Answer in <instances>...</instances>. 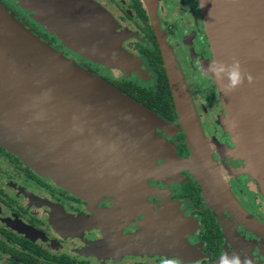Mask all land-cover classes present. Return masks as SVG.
I'll use <instances>...</instances> for the list:
<instances>
[{"label": "flooded vegetation", "instance_id": "flooded-vegetation-1", "mask_svg": "<svg viewBox=\"0 0 264 264\" xmlns=\"http://www.w3.org/2000/svg\"><path fill=\"white\" fill-rule=\"evenodd\" d=\"M122 29L117 55L87 57L33 19L19 0H0L25 26L66 58L102 77L170 123L156 132L177 158L191 150L180 126L153 18L172 49L211 154L224 167L237 202L264 223V196L241 171L244 160L220 117L222 100L206 67L212 59L198 0H93ZM55 16V15H54ZM111 53V52H110ZM115 54V53H111ZM123 60V61H122ZM159 165L168 162L162 154ZM170 163V162H169ZM147 178L143 191L79 193L37 172L0 143V264H264V237L248 229L228 204L214 202L188 167ZM232 233L227 236L225 229ZM179 260V262L177 261Z\"/></svg>", "mask_w": 264, "mask_h": 264}, {"label": "water", "instance_id": "water-1", "mask_svg": "<svg viewBox=\"0 0 264 264\" xmlns=\"http://www.w3.org/2000/svg\"><path fill=\"white\" fill-rule=\"evenodd\" d=\"M198 1L211 63L240 62L243 82L227 92L224 74L217 76L209 64L207 69L226 111L221 121L234 143L232 153L244 160L241 171L255 179L264 196V0ZM20 2L26 9L40 8L47 16L55 15L60 31L67 29L64 23L73 27L76 35L68 34L63 41L87 57H112L122 48V29L93 0ZM153 26L178 120L191 150L189 158H177L156 132L169 122L66 58L2 4L1 145L40 174L79 193L143 191L148 177L171 174L170 163L188 167L214 202L228 204L248 229L264 237V223L232 195L155 18ZM161 154L168 165L157 163ZM224 229L227 236L232 233L230 227Z\"/></svg>", "mask_w": 264, "mask_h": 264}, {"label": "clouds", "instance_id": "clouds-1", "mask_svg": "<svg viewBox=\"0 0 264 264\" xmlns=\"http://www.w3.org/2000/svg\"><path fill=\"white\" fill-rule=\"evenodd\" d=\"M209 67L217 76L223 73L227 78L224 82L226 92L235 89L243 82L244 74L242 73L240 62L237 59H233L230 64H226L223 61H213L209 64ZM219 264H241V260L238 255H233L231 258L222 259L219 261ZM245 264H249V262L245 261Z\"/></svg>", "mask_w": 264, "mask_h": 264}, {"label": "rangeland", "instance_id": "rangeland-1", "mask_svg": "<svg viewBox=\"0 0 264 264\" xmlns=\"http://www.w3.org/2000/svg\"><path fill=\"white\" fill-rule=\"evenodd\" d=\"M20 1V0H19ZM20 5H22L21 4V2H20ZM23 6V5H22ZM24 8H25V6H23ZM26 9V8H25ZM36 11V14L35 15H33V19L34 20H36L38 23H40L43 27H45V28H47V30H49L50 32H52V31H54V29H56V31H55V34L61 39V40H63L64 38H67V36H68V34H71V35H76L75 34V32H73V27H71V26H69L67 23H64L65 24V26H66V30L65 31H60L58 28H57V26L55 25V22H54V20H59V18H57V17H55L53 14H51L52 15V17H50V15L49 16H47V15H45V12H43V10H41L40 8H38V9H32V8H29V9H27V11ZM65 45H67V46H69L70 47V44H68V42H65ZM121 46V45H120ZM210 63H211V60L209 61ZM209 63V64H210ZM207 67H208V65H207ZM207 67H206V72H208L209 73V71H208V69H207ZM210 74V73H209ZM213 80V79H212ZM214 82V81H213ZM216 86V85H215ZM216 88H217V86H216ZM218 89V88H217ZM188 90H189V88H188ZM189 93H190V91H189ZM215 93H217L218 94V96L219 97H221V95H220V92L219 91H217V92H212L211 93V95H203L202 93H200L199 91H197V90H195V89H193V94H194V96H195V98L196 99H199L200 100V98H204V99H207L208 101H210V102H213V103H216V101H215V95H216V97H217V94H215ZM221 99V98H220ZM174 101V100H173ZM175 105V104H174ZM175 107V106H174ZM220 119H221V117H220ZM223 125V124H222ZM181 126V125H180ZM184 131V130H183ZM159 135V134H158ZM210 143V142H209ZM169 146V145H168ZM230 153L231 154H233L232 153V149L230 150ZM233 155H236V154H233ZM236 157H238V155H236ZM222 170H224V167L222 168ZM177 261L179 262V260L177 259Z\"/></svg>", "mask_w": 264, "mask_h": 264}]
</instances>
